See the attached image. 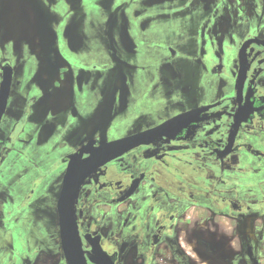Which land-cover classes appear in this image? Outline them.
Returning a JSON list of instances; mask_svg holds the SVG:
<instances>
[{"label":"flooded vegetation","instance_id":"flooded-vegetation-1","mask_svg":"<svg viewBox=\"0 0 264 264\" xmlns=\"http://www.w3.org/2000/svg\"><path fill=\"white\" fill-rule=\"evenodd\" d=\"M111 1L97 2L108 7ZM254 1L248 6L222 2L214 7L206 0H138V7L135 0L124 1L120 15L115 12L105 21L104 36L94 39L98 33L81 30L91 16L88 12L97 5L94 0H0V17L6 5L21 11L25 23L17 34L35 16L42 47L40 62L24 53L30 44L25 37H18L22 47L17 53H8L9 41L14 40L8 39L0 23V86L5 68L12 69L13 78L0 125V211L4 215L0 264H22L17 255L28 247L23 213L33 203L45 205L48 199L55 206L60 247L69 264L58 205L70 157L87 159L103 141L153 130L195 110L200 111L196 119L175 136L142 144L85 179L75 205L82 253L87 264H130L132 253L131 264H197L201 259H190L192 248L179 235L186 226L183 218L193 207L196 219L189 229L199 235L196 247L202 256L214 255L210 260L214 263L226 261L216 258L225 252L226 242H214L210 232L227 225L239 231L241 223L251 219L254 227L244 229L250 232L241 240L242 249L229 248L238 255L221 264H262L256 243H262L264 236V5ZM52 5L59 14L52 13ZM124 8L133 13L127 15ZM56 17L70 21L64 35L55 28ZM176 25L185 33L189 30L187 43L165 44L157 66L132 63L130 57L143 51L159 28ZM85 50L88 54L81 55ZM58 52L65 61L57 57ZM184 64L196 69L184 70ZM98 68L108 75V82L100 92L105 101L103 116L94 124L96 87L91 78ZM137 70H150L169 89L159 103L189 78L192 85L179 87L188 100L166 101L159 110L157 99L151 100L148 115L135 118L131 80ZM48 73L49 79L56 74L74 75L75 101L66 112L40 107L39 86ZM100 205L111 208L114 218H108V223L95 218ZM259 219L263 226L256 223ZM257 226L258 240L253 232Z\"/></svg>","mask_w":264,"mask_h":264},{"label":"rangeland","instance_id":"rangeland-1","mask_svg":"<svg viewBox=\"0 0 264 264\" xmlns=\"http://www.w3.org/2000/svg\"><path fill=\"white\" fill-rule=\"evenodd\" d=\"M222 2H226L224 5H252L255 3L254 0H206L205 3L211 5V7L221 5ZM259 5H264V0H257ZM203 6V5H202ZM153 40L150 41L151 37H149L148 46L153 44L152 49H149L148 46L145 47L143 51L138 54L132 55V63L135 65L139 64H153L155 62L156 66L159 64V57L161 58L160 53L162 48L165 44H173L177 47L184 45L188 42L187 39L190 38L189 30L186 29L181 31L180 26H167L165 28H159L158 31L153 36ZM188 56L189 53L187 54ZM183 64V63H180ZM184 70L194 68L196 69L195 65L184 64L182 66ZM158 73H160V69L158 68ZM150 70H137L132 73L133 77L131 80V91H132V100H131V108L133 109V114L136 117L148 115L146 114L148 109L149 101L152 100V103H156V99L159 103L160 96H165L167 91L169 90L160 80L159 78L155 77V73H148ZM192 85L191 80L184 79L182 83H178L176 88L173 89L171 96L164 98L160 103L156 106L157 110L162 107L164 103H175L179 99L188 100V96L182 93L179 90V87L182 86H190ZM158 91V93H157ZM157 93V94H156ZM155 99V100H154ZM144 103H146L144 105ZM162 105V106H161ZM10 163V162H9ZM8 163V167L11 165ZM13 166V165H12ZM246 186V185H244ZM246 190V189H245ZM41 201L33 203L30 209H27L26 212L23 213L24 221H25V228H26V238L28 241V247L25 248V251L22 254H18L17 258H21L22 264H66L63 254L60 247L59 241V231L57 225V214L55 211L54 203L48 200H44L41 204ZM90 210V204L87 207ZM96 216H99L101 219L105 218L107 221L108 218L111 216L114 218L113 214L111 213V208L108 205H100L96 209ZM101 213V214H99ZM196 219V213L194 208H190L186 214V217L183 220L186 223V226H182V231H179V235L182 237L180 240L184 242V245H188L192 249L188 251L190 253V259L192 261H196L201 259L197 264H221L224 262H228L232 259L234 255L231 252H228L229 248H234L232 250L237 251L238 247L241 245V240L244 241V235L247 232L249 226L252 228L254 227L255 220H248L247 222H242L241 226L238 229H228V225L226 227H221L216 231L210 232V236L214 242L224 241L226 242V246L223 250L225 252L217 254L216 258L225 257L226 261H219V262H211V258L214 255H205L202 256L200 251L198 250L199 247H196V241L199 237L195 231L189 229V225L194 223ZM4 215L2 217V213L0 211V235L4 233ZM28 220V223H26ZM111 222V221H110ZM108 223V221H107ZM258 225L263 226L262 219L257 220L256 222ZM183 225V224H182ZM109 229V226L106 227ZM253 232L256 233L255 238L258 240L259 235L261 233V229L257 226V229ZM233 240L232 243L230 241ZM2 242V241H1ZM0 242V243H1ZM259 246L257 255L260 257V262L264 264V236L262 243H256ZM241 248V247H240ZM242 249V248H241ZM241 251V250H240ZM135 253L130 254L129 263L133 260ZM18 258V260H19Z\"/></svg>","mask_w":264,"mask_h":264},{"label":"crops","instance_id":"crops-1","mask_svg":"<svg viewBox=\"0 0 264 264\" xmlns=\"http://www.w3.org/2000/svg\"><path fill=\"white\" fill-rule=\"evenodd\" d=\"M97 5H94L91 9L90 12H88V16L91 14V16L87 17L86 23H84L81 27V30L87 31L93 30L94 32L98 33L97 35H94V39H98L100 36L103 35V31L105 30V21L110 20V17L112 14L117 12L119 15L122 12L120 8L122 7V2H128V1H134V0H112L111 3L106 6V4H98V0H94ZM105 1V0H104ZM162 2V1H161ZM136 5L134 7H138V0H135ZM157 4V1H152V5ZM155 7V6H152ZM52 13L59 14V9L57 6L52 5ZM108 9V12H105V10ZM51 11V10H49ZM129 9L124 8L123 12H126V14L133 13V10L129 11ZM30 13L32 15H35V13L31 10ZM82 17H86L87 12L82 8ZM107 13V14H106ZM1 17H0V23H3V26L6 28V34L8 36V39H13L14 42L9 41L8 45V53H12L14 51L18 50V47H22L21 45L17 44V39L19 38H27L30 41V44H27L24 48V53L29 54L34 60L37 62H40V56L42 52V47L40 44H38L39 40L37 39V34L36 31L38 29V23L36 19L32 16L31 19V24L27 25L25 29H23L21 34H17V31L20 30V27L24 25L25 21L20 18L21 11H19L18 6H4L3 11H1ZM5 14V16H4ZM7 15V16H6ZM76 15V13H74ZM72 18V17H71ZM70 18V19H71ZM56 30L59 32L61 35H63L66 32L67 26L70 23V21H62L61 17H56ZM121 17H118V22H121ZM30 31V32H29ZM29 32V34H28ZM102 34V35H99ZM64 43H67L64 39ZM72 43V42H69ZM68 44V43H67ZM58 42L56 47H58ZM59 50V49H58ZM21 51V49H20ZM72 53L73 50H70ZM86 51V52H85ZM85 51H80L81 55H87L88 50ZM90 51V52H94ZM105 53V51H104ZM107 54V53H106ZM57 57L65 61V58L61 55V53L56 54ZM106 56V55H105ZM108 58V57H107ZM103 70V68H102ZM48 74H45L43 79L45 80V83L43 85L39 86V91L43 93L42 97L39 98L40 102V107H47L48 111L53 112V113H62L66 112L71 106L74 105L75 99L73 91L75 90V87L77 86L75 83V78L73 73L68 74V73H63L62 75L56 74L52 78H48ZM72 77V78H71ZM92 80L94 81V84H92L93 87H96V95H95V104L91 113L92 118L94 119V124H99L101 122V117L103 116V110L105 108V101L104 97L102 96L101 89L105 88L107 82H108V75L105 73V71H101V69H97L93 72L91 82ZM90 82V83H91ZM81 85V82L78 79V86ZM49 86L52 87L49 89ZM103 87V88H102ZM49 89V90H48ZM38 102V103H39ZM88 119L89 117L86 116Z\"/></svg>","mask_w":264,"mask_h":264},{"label":"water","instance_id":"water-1","mask_svg":"<svg viewBox=\"0 0 264 264\" xmlns=\"http://www.w3.org/2000/svg\"><path fill=\"white\" fill-rule=\"evenodd\" d=\"M12 80V69L7 67L4 69L3 82L0 86V125L8 106ZM199 113V110H195L170 120L153 130L110 143L103 141L100 143V147L92 151L91 156L87 159H82L81 155L70 157V165L64 179L58 205L62 244L69 264H87L81 250L75 219V205L85 179L102 165L142 144L152 142L158 137L171 136L180 132L182 128L192 123ZM97 250L101 252L99 248ZM104 261L106 262V259Z\"/></svg>","mask_w":264,"mask_h":264}]
</instances>
